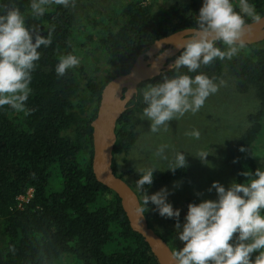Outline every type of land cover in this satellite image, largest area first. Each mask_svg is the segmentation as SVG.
<instances>
[{
  "label": "trees",
  "instance_id": "1",
  "mask_svg": "<svg viewBox=\"0 0 264 264\" xmlns=\"http://www.w3.org/2000/svg\"><path fill=\"white\" fill-rule=\"evenodd\" d=\"M232 2L240 12L239 0ZM248 3L255 6L260 16L264 15V0ZM30 4L31 0H0V14L4 5L15 6L24 15L29 29H37L45 38L51 32L52 39L50 46L38 49L40 59L32 72L31 94L26 102L30 114L26 115L25 127L20 128L9 115L13 109L0 108V219L4 237L0 264H54L64 255L73 257V264H159L144 238L131 229L117 194L95 178L91 165V121L96 116L103 86L115 76L127 73L136 57L156 40L195 27L203 0L175 3L157 12L150 3L129 2L123 10L124 22L99 40L109 66L101 83L92 80L81 65L69 69L62 77L55 71L61 56H76L71 40L76 0L75 7L46 6L47 11L41 17L32 14ZM245 20L252 21L248 17ZM262 44L264 40L245 44L231 60L217 58L208 66L201 65L197 72H188L187 68L176 72L172 68L139 83L137 93L116 123L113 172L123 178L117 172L114 156L127 152L135 142L134 129L147 106L143 90L148 84L161 83L165 76L187 74L194 78L201 73L215 78V82L222 77L225 62L235 79L236 91L246 93L253 88L259 100L258 110L247 116L249 127L231 151L238 168L235 182L244 183L245 177L240 173H255L258 169L252 146L262 132L264 119ZM215 46L226 50L222 42ZM82 86L87 93L85 97H79ZM76 98L78 105L74 103ZM87 103L93 104L91 110ZM242 147L247 151L241 152ZM53 174L61 187L48 191ZM185 175V168L154 172L153 184L145 185V191ZM29 190L31 196H27ZM134 191L144 207V191ZM25 196L26 199H21ZM193 203L199 204L193 198L186 199L187 213L188 205ZM143 213L148 221L146 210ZM148 225L166 241L149 221Z\"/></svg>",
  "mask_w": 264,
  "mask_h": 264
},
{
  "label": "clouds",
  "instance_id": "2",
  "mask_svg": "<svg viewBox=\"0 0 264 264\" xmlns=\"http://www.w3.org/2000/svg\"><path fill=\"white\" fill-rule=\"evenodd\" d=\"M53 4L75 7V0H31V12L41 17L47 11L46 6ZM238 6L240 12L235 10L232 0H203L196 26L186 30L190 39L179 47L184 51L170 67L176 72L181 68L197 72L201 65L208 66L217 58L231 60L237 55L245 46L243 37L251 27L245 17L256 23L264 22L248 0H239ZM217 42H222L226 50L216 47ZM51 43V32L47 38L43 37L37 29L26 26L25 17L18 8L3 6L0 14V108L9 106L17 113L30 114L26 102L31 94L32 72L40 59L38 49ZM145 54L152 55L150 51ZM79 64L80 60L73 54L61 56L56 74L62 77ZM214 79L202 73L194 78L178 74L171 78L165 76L161 83L148 84L143 90V102L147 106L142 119L151 122L150 132L167 131L170 121L188 112L196 114L206 99L218 91ZM186 135L200 138L199 131ZM167 147L161 145L154 156L166 160ZM240 151L247 150L242 147ZM207 157L205 151L197 154L201 161H206ZM185 167L187 161L182 153H177L174 162L169 164L172 172ZM154 172L152 168L145 169L136 186L144 191V206L151 202L161 217L177 221L178 239L184 247L172 253L174 264H264V215L261 214L264 212V170L241 172L247 182H233L228 189L214 182L208 191L215 189L218 199L189 204L183 225L179 220L180 210L167 202V188L151 196L145 191V185L153 184ZM144 210V207L138 208L141 213Z\"/></svg>",
  "mask_w": 264,
  "mask_h": 264
},
{
  "label": "rangeland",
  "instance_id": "3",
  "mask_svg": "<svg viewBox=\"0 0 264 264\" xmlns=\"http://www.w3.org/2000/svg\"><path fill=\"white\" fill-rule=\"evenodd\" d=\"M140 1L150 3L155 12L175 3H185L192 0H76L75 20L73 23L72 44L77 58L85 73L94 81L101 83L109 66L106 56L102 54L99 40L109 31L115 32L124 22L123 10L129 2ZM264 47V44H262ZM222 82V83H221ZM218 91L210 95L204 106L196 113H186L183 117L169 122L167 131L161 129L158 133L150 132V121L142 119L134 129L135 142L127 152H118L114 158L117 172L123 174L125 181L138 190L136 182L141 178L145 169L152 168L156 173L169 170L177 153L186 157V175L183 178L168 183L157 184L151 187L149 196L167 188L168 203L174 209L180 210V223H185L187 215L185 201L193 198L199 203L206 200L218 199L215 189L208 191L214 182H219L228 189L238 173L236 163L231 157V151L236 141L249 127L247 116L259 108V100L254 89L246 93H239L235 89V79L231 76L226 63H223V75L215 81ZM87 93L81 88L79 97ZM76 105L79 99L74 100ZM88 110L93 108L92 103L86 104ZM14 122L20 128L25 127L24 113L14 110L9 112ZM262 132L253 143V157L258 169L264 170V119ZM199 131L200 138L186 135L188 132ZM161 145H168L164 155L167 159L154 156ZM201 151L208 153L206 161L197 158ZM247 182L245 178L244 183ZM61 187L60 180L53 174L50 178L48 191H56ZM31 190L27 196H31ZM22 197V199H26ZM102 200H99L101 202ZM150 225L164 236L168 245L174 251L181 250L184 244L178 239V230L175 219L161 217L151 202L144 206ZM264 215V212L261 213ZM3 222L0 219V250L4 247V237L1 234ZM182 230V228H181ZM107 249V248H106ZM70 255H64L54 264H73Z\"/></svg>",
  "mask_w": 264,
  "mask_h": 264
},
{
  "label": "water",
  "instance_id": "4",
  "mask_svg": "<svg viewBox=\"0 0 264 264\" xmlns=\"http://www.w3.org/2000/svg\"><path fill=\"white\" fill-rule=\"evenodd\" d=\"M264 21V15L261 16ZM250 30L243 37L244 44L264 40V22H248ZM185 28L153 42L146 51L140 53L129 71L109 80L102 88L97 113L91 121L92 127V170L95 178L114 191L120 199L131 229L139 233L148 244L159 264H174L172 249L149 225L141 207L138 195L132 187L112 170L113 149L116 142L115 127L118 119L126 110L127 104L137 93L139 83L170 70L179 48L190 39ZM150 51L151 56L145 53ZM168 59H171L168 61Z\"/></svg>",
  "mask_w": 264,
  "mask_h": 264
},
{
  "label": "built area",
  "instance_id": "5",
  "mask_svg": "<svg viewBox=\"0 0 264 264\" xmlns=\"http://www.w3.org/2000/svg\"><path fill=\"white\" fill-rule=\"evenodd\" d=\"M21 199H22V197H21Z\"/></svg>",
  "mask_w": 264,
  "mask_h": 264
}]
</instances>
